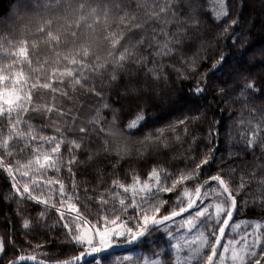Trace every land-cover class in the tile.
<instances>
[{"label":"snow or ice","instance_id":"1","mask_svg":"<svg viewBox=\"0 0 264 264\" xmlns=\"http://www.w3.org/2000/svg\"><path fill=\"white\" fill-rule=\"evenodd\" d=\"M217 4L214 19L227 18L230 23L214 43L213 34L219 24L203 12L200 0H151L137 4L139 11L135 13L125 12L116 0H15L14 16L0 20V33L7 34L0 47L8 44L17 48L9 38L18 30L25 37L14 53L17 59L0 65V121L6 122L7 127L6 134L0 129V180L4 187L10 184V194L3 199L16 203V215L24 230L31 225L47 227L45 217L50 208L59 213L61 228L66 230L63 239L73 252H78L62 264H111L113 256L145 247L161 229L169 241H176L171 244L172 249L186 250L183 264H227L229 259L231 264H264V234L259 231L252 232L250 242L247 236L242 238V247L233 239L223 242V250L218 247L234 212L239 211L233 192L243 193L245 186L242 181L233 189L236 169L232 162L224 156L217 162L220 141L216 140L215 147L212 141L214 134L220 135L222 120L210 123L206 114L212 104L203 101L209 96L227 101L237 88L242 96L264 98V45L244 47L246 22L232 18L225 0H217ZM116 15H120V21L113 31L109 21ZM85 34L88 39L81 45ZM41 43L52 50L69 49L63 57L66 63L61 68L58 60L54 72H58L61 84L67 79L66 87L70 85L73 93L84 89L86 95L95 99L90 113L94 119L78 125L77 117L71 116L73 109L33 105V93L40 89L61 91L62 96L72 99V94L49 82L29 83L31 74L13 70L17 63L22 66L27 61L30 66L29 47L36 49ZM101 51L106 55L101 56ZM7 80L12 82L10 89L6 87ZM105 110L111 112V122L104 115ZM134 111L140 113L136 120L127 129H118L115 122ZM33 114L48 122H52L53 115L57 119L70 117L72 124L63 128L54 125L56 135H48L46 124L40 123L37 129L30 121ZM170 117L175 120L152 130L155 124ZM204 124H208L207 133L203 131ZM180 127L183 135L178 134ZM137 133L143 134L139 143L154 156L146 160L139 154L140 161L154 165L147 181H140L134 170L143 169L144 164L125 159L129 149L127 144H120L124 135ZM169 133L176 134L175 140ZM257 143L264 149V115L241 151L246 154ZM62 145L67 148L66 164ZM122 160L128 165L124 174L133 173L130 185L113 181L123 193L113 200L92 197L88 201L92 207L87 210L68 203L70 211H62L65 199L79 198L75 192L69 193L68 180L77 189L78 175L92 179V170L98 164L103 165L105 172L118 171L124 167ZM65 168L67 173L63 174ZM49 173L62 175L50 179ZM57 184L60 206L56 199L42 198L40 194L45 188L54 192ZM260 184L264 186V179ZM191 185H195L194 191ZM165 193H171L175 202ZM209 196H213L214 204L206 203ZM244 204L248 201L244 200ZM189 210L192 212L174 230L173 218ZM84 224L88 227H82ZM260 227L255 225L257 230ZM185 228L195 229L196 234L181 235L180 230ZM6 237L0 240V253L4 255L17 244L12 233ZM125 259L131 262L133 257L128 255ZM7 264L16 261L8 260Z\"/></svg>","mask_w":264,"mask_h":264},{"label":"trees","instance_id":"2","mask_svg":"<svg viewBox=\"0 0 264 264\" xmlns=\"http://www.w3.org/2000/svg\"><path fill=\"white\" fill-rule=\"evenodd\" d=\"M124 1V3H123ZM216 4H214L215 2ZM122 0L121 7L125 12H138L137 4H144L146 2L150 3L151 0ZM162 3L163 0H160ZM229 7V12L232 18H238L246 23L244 24V29L247 34V39L244 41V47L259 46L264 45V0H225ZM14 4L15 0H0V20L7 17L14 16ZM201 8L203 12L208 16L209 19H213L214 23L219 24V27L215 30L213 34V43L218 35H222L224 27L230 23L227 18H221L220 21L214 19V11L218 9L217 0H200ZM120 21V15L114 16L113 20L109 23L112 25V30H117V25ZM236 28L235 25L232 26ZM35 29L33 28V31ZM101 29H97L100 32ZM239 31V28H237ZM104 35H108L104 32ZM6 33H0V41L6 37ZM24 35L18 30L14 37H10V43L16 44L19 47V42L23 40ZM88 39V35L85 34L84 38L80 41L83 45ZM95 39V37H94ZM223 43V41H221ZM231 38L228 39V43H231ZM29 45L32 44V40H28ZM205 46H207L205 44ZM240 47L239 45L237 46ZM17 48H11L10 45L5 44L4 47H0V65H7L12 63L13 60L17 59L14 53ZM69 49L57 48L55 50L51 49V46L45 47L42 43L38 45L36 49L29 47V60L31 64L26 61L22 66L17 63L14 67V71H23L27 76L31 74L32 80L29 82H34L39 80L41 83L49 82L57 89L67 91L72 94V99L64 97L61 95V91L52 93L50 89H40L39 91H34V101L33 105H40L42 108L53 106L62 107L65 111L73 109L71 116L77 117V124L87 123L88 121L94 119L95 117L91 115L92 109L95 105V99L86 95L85 90L81 89L79 93H73L72 88L66 87L67 79L65 78V84H61L58 77V72H54V68L57 67V61H60V67L66 63L63 57ZM59 53V56L57 55ZM101 56L106 55L105 52H100ZM259 60V56L257 57ZM95 60V57H93ZM210 67V64L207 65ZM204 69L201 68V71ZM258 71V69H254ZM8 75L7 73H4ZM187 83V82H186ZM7 88L12 87L11 80L5 82ZM243 87V83H241ZM111 99H115L114 96ZM212 104V108L207 111V119L210 123L215 124L217 121L222 120V125L219 128V136L214 134L212 146H216V140L220 141L219 151L216 153L217 162L221 156H224L225 160L232 162L233 167L236 169L234 176V183L232 185L233 189L240 186L243 181L245 190L243 193L233 192L239 204V217L250 223L249 234L252 235L253 231H259L264 234V196L261 195L264 192V186L260 184L261 179H264V156L262 152L264 149L259 143L256 144L254 149H247V153L241 151L245 147V142L248 136H250L251 131L255 130L256 123L260 120L261 115H264V98H259L251 96L249 94L240 95V89L237 88L229 100L217 97L215 100L212 96H209L207 100L203 103ZM140 113L134 111L130 114H126L117 120L116 127L118 129H127V126L136 120ZM47 115V113H46ZM104 115L107 117L109 122L112 121V114L105 110ZM179 115V113H177ZM30 121L35 124V127L39 129L40 123L47 125L45 131L48 135H56L54 125H59L64 127L66 124L71 125V118L65 119L61 117L59 119L53 115L52 122L47 120L41 121V117L38 114H33ZM175 117H170L168 121L157 123L153 126V131L157 128L164 127V124L174 121ZM204 133L208 132V124L202 125ZM0 129L7 133L6 122L0 121ZM131 131H135L132 129ZM147 131V129L145 130ZM179 135H183V128H179ZM173 140H175L176 134L169 133ZM143 139V134L137 133L135 136L124 135L120 138L121 146L127 144L129 149V154L125 159L137 160L138 163H143V169L140 167H135V173L139 176L140 181L149 180V172L154 165L146 163L139 160V154L142 153L146 160H151L154 158L151 155L150 150L139 143ZM204 143H208L207 140ZM63 152L66 148L61 149ZM206 151V149H202ZM229 153L232 155L229 156ZM171 156L172 154L169 153ZM124 167L118 171H104L103 165H96L92 170V179L83 176H77L76 181L79 185L77 189H73L72 180L66 182V188L69 193L75 192L78 199L74 196L73 200L69 201L65 199L63 202L62 211L66 213L70 211L67 208L68 203H76L79 209L87 210L92 207L88 201L95 197L98 200L100 197L104 196L109 198L110 196H118L123 193L122 188H117L113 185V181L116 180L119 183L132 184L133 173L129 171L125 175V171L128 169V165L122 160ZM215 170V165L213 166ZM67 173V168L64 169V173ZM57 175H62L59 173H49L50 179H55ZM39 178V177H38ZM43 182V181H42ZM4 182L0 180V240H5L7 233H12L17 241L16 247L10 249L7 255L0 253V262L6 264L8 260H12L19 255H32L37 258L44 259L46 261H60L72 258L74 255H78V252H73L72 247L68 245L63 239V230L61 225L62 220L59 219V213L55 211L54 208H50L47 216V227L37 228L35 225H31L30 229H22V220L16 215V203L14 201L4 200V195L10 194V184L8 187L3 186ZM195 185H191L190 189L193 191ZM59 185L55 186L54 192L48 191L47 188L42 189L40 194L43 197H52L56 199L57 206H60L59 199ZM165 197H171L172 201L175 202L176 198L172 196L171 193L163 194ZM129 199L131 198V192L128 193ZM139 199V196L137 197ZM244 200L248 201L245 206ZM186 202V198H185ZM95 203V201H93ZM35 216V213H31ZM260 224V229H256L255 225ZM251 225L254 227L251 228ZM85 227V224L82 225ZM51 228V231H49ZM175 230V229H174ZM188 229H181L180 234ZM203 230V229H201ZM185 234V233H184ZM154 238H150V242H146L144 247L145 252L143 255H151L153 258H145V256H136L131 261L130 264H154L155 261L160 260L162 264H183L184 258L186 256V250L177 248L172 249L171 244L176 243V241H169L166 233L163 229L160 232L153 234ZM213 239V237H212ZM165 241H169L165 243ZM250 242V241H249ZM141 257V258H140ZM255 264V262H253Z\"/></svg>","mask_w":264,"mask_h":264},{"label":"rangeland","instance_id":"3","mask_svg":"<svg viewBox=\"0 0 264 264\" xmlns=\"http://www.w3.org/2000/svg\"><path fill=\"white\" fill-rule=\"evenodd\" d=\"M131 1H132L131 2V4H132L133 0H131ZM116 2L117 3H121L122 0H116ZM123 3H124V1H123ZM214 4H216V2ZM63 147L66 148V146L62 145V148ZM64 153H65V164H66L67 163V148H66V151ZM115 197L116 196H110L108 199L109 200H113V199H115ZM115 202L118 204V200H116ZM206 203L214 204L215 200H214L213 196L207 197L206 198ZM212 210L214 212V207H213ZM191 212L187 213L186 215H184L182 217L174 219L173 222H172V225H171L173 227V229H176L179 226V223H180L181 219L187 218ZM238 215H239V213L235 212L233 217H232V219L229 222V226L227 227V229L225 231V236H223V238H222V244L219 245V248L221 250H223V242H227L228 239H233V240L238 241V246H241V247L243 246V243H244V240L242 238H244L245 236H247L248 241L252 240V235L249 234L250 223H248L246 220H243ZM213 223H216L215 220H213ZM220 223H222V221H220ZM85 227H88V225L85 224ZM252 227H254V226L251 225V228ZM216 233L217 234L219 233V227L218 226L216 227ZM195 234H196V230L195 229H193V230H185V231L182 232V235H185V236H188V237H192ZM213 240H214V237H213ZM147 242H150V239ZM256 251L257 252L260 251V246H257ZM144 252H145V249L143 247V248L137 249L135 252H132V253L118 254V255L112 257L111 264H130L131 262H129V261H127L125 259V256H128V255L132 256L133 259L136 256H138V257L139 256H143V257L145 256V258H147V257L153 258V256H151V255H147V254L143 255ZM26 255H28V254H26ZM257 258L259 259L260 257H257ZM227 264H231L230 259L227 261Z\"/></svg>","mask_w":264,"mask_h":264},{"label":"water","instance_id":"4","mask_svg":"<svg viewBox=\"0 0 264 264\" xmlns=\"http://www.w3.org/2000/svg\"><path fill=\"white\" fill-rule=\"evenodd\" d=\"M192 210H189L188 212L186 213H182L180 217L186 215L187 213L191 212ZM235 213V212H234ZM176 218H179V217H176ZM176 218H173L176 219ZM232 219V218H231ZM230 219V220H231ZM230 222V221H229ZM228 227V226H227ZM226 227V229H227ZM225 229V231H226ZM219 234V233H218ZM223 238V237H222ZM219 247V246H218ZM21 257H23V259H21ZM73 258V257H72ZM72 258L70 259H67V260H71ZM12 260H15L16 261V264H62L63 261H66V260H60V261H46L44 259H41V258H37V257H34L32 255H19L17 256L16 258L12 259ZM7 264V263H6Z\"/></svg>","mask_w":264,"mask_h":264}]
</instances>
